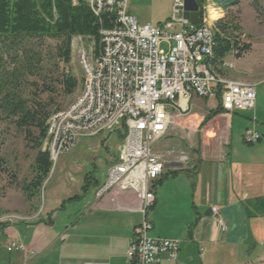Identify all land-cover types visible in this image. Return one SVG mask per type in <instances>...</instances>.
<instances>
[{"label":"crops","instance_id":"crops-1","mask_svg":"<svg viewBox=\"0 0 264 264\" xmlns=\"http://www.w3.org/2000/svg\"><path fill=\"white\" fill-rule=\"evenodd\" d=\"M134 1L133 8L160 2ZM161 2L164 9L150 13L149 23L154 25L143 24L147 22L143 18V25H139V15H133L130 6L129 13L139 26L158 27L170 18L172 8L171 0ZM223 64L231 66L221 70L222 75L229 73L228 79L255 85L254 106L231 115L220 110L204 126L203 152L194 163L175 165V170L167 168L154 184L155 203L147 214L152 225L148 235L179 241L176 261L161 257L157 264H264V70L243 64L234 71L232 63ZM205 101H191L189 113H203L196 117L195 127L212 111L205 107ZM246 131L256 133L259 140L246 144ZM112 135L117 136L82 138L60 157L57 171L49 174L41 187L42 207L34 199L27 201L19 189V213L31 219L0 226V264H127L125 253L141 222L139 202L128 193L95 198L103 183L96 180L94 169L100 159L107 168L116 156L105 145ZM88 176L98 187L83 194ZM211 208H216L226 225L225 233L220 232ZM11 241L34 254L7 252Z\"/></svg>","mask_w":264,"mask_h":264},{"label":"built area","instance_id":"built-area-1","mask_svg":"<svg viewBox=\"0 0 264 264\" xmlns=\"http://www.w3.org/2000/svg\"><path fill=\"white\" fill-rule=\"evenodd\" d=\"M87 2L97 17L104 12L112 14L114 25L100 31L97 56L93 48L78 50L82 87L74 102L47 122L50 160L56 161L71 151L82 138L122 136L95 198L128 193L139 202L141 222L128 244L127 264H157L161 257L175 262L179 241L149 237L152 225L147 214L155 203L154 184L167 168L183 167L187 158L181 153L176 158L178 162L168 163L155 150V144L165 137L174 117L189 114L193 99H216L220 110L228 115L250 111L255 102V85L230 80L213 70V27L203 19L198 25L184 19L183 0H172L170 18L158 27L139 26L129 13L130 0ZM162 43L167 44V52L159 49ZM243 139L252 145L259 136L246 131ZM168 154L176 153L171 150ZM211 213L220 232L225 233L227 227L218 218L216 208H211ZM22 220L10 216L0 222ZM6 250L34 254L15 241L9 242Z\"/></svg>","mask_w":264,"mask_h":264},{"label":"rangeland","instance_id":"rangeland-1","mask_svg":"<svg viewBox=\"0 0 264 264\" xmlns=\"http://www.w3.org/2000/svg\"><path fill=\"white\" fill-rule=\"evenodd\" d=\"M133 2L135 1L130 0V11L133 15H139V25L149 23L152 11L158 14L164 9L161 0L151 6L144 3L137 4L135 8H133ZM209 8L220 14V17L215 21L209 20ZM203 10L202 19L207 24L213 27L217 21L221 20L223 24L230 26V37L241 48L246 45L249 48L239 58H235L232 54L227 55L223 60L224 62L232 63L234 71L243 64L252 69L260 67L264 70V0H241L238 5L230 8L227 12L215 8L210 0L209 4L203 5ZM142 18L147 22L143 23ZM149 25H154V23L150 22ZM60 44V41L57 40L37 38H23L15 42L4 41L0 44V81L5 82V90L20 99L29 111L38 108L37 104H40L51 117L70 106L80 93L83 72L79 64L78 50L94 48V41L89 37H73L68 63H64L63 58L59 55ZM159 49L167 52L168 46L162 43ZM65 74L79 82L77 91L70 96L64 94L61 86V78ZM228 74V72H223L224 76H222L228 78ZM217 106L218 101L216 99L205 101V107L208 111L216 109ZM195 111L183 117H174V122L165 137L155 144V150L164 155L166 162H178L176 158L184 153L187 158V162L183 166L185 167L192 163L194 158L199 156V153L203 152L204 126L211 119L205 121L208 115L204 116L196 128L195 121H199L196 117H201L203 113ZM17 120L18 117L16 116L0 114V221L10 216L23 219V222L31 219L19 213L20 210L16 203L19 200L20 187L26 179L31 177V167L35 157V151L32 149L33 143L25 138V132L30 131L34 137L37 135V131L33 127L20 129L17 126ZM190 127L192 130H196L190 131ZM80 142L91 143L88 140ZM118 142L119 140L115 135L107 140L105 145L109 147L111 155L118 153L120 145ZM50 146L51 140L46 136L42 151H48ZM171 150H174L176 154L167 155ZM61 156L56 161L51 160L52 171L50 176L57 171ZM106 171V163L100 159L94 169L96 180L103 183ZM36 201L38 207H42L41 195L34 199V202ZM15 208L18 210L15 211ZM12 224L14 223L0 222V226Z\"/></svg>","mask_w":264,"mask_h":264},{"label":"trees","instance_id":"trees-1","mask_svg":"<svg viewBox=\"0 0 264 264\" xmlns=\"http://www.w3.org/2000/svg\"><path fill=\"white\" fill-rule=\"evenodd\" d=\"M88 0H0V44L4 41L15 42L23 38L52 39L60 41V57L64 63L69 62L71 40L73 37H89L94 41L93 54L97 56L100 50V31L113 27L114 17L110 13H102L95 16ZM241 0H211L215 8L227 12L238 5ZM199 5V24L202 23L204 14L202 3ZM213 48L211 66L213 70L222 76L224 58L233 53L237 58L246 52L248 46L240 47L230 37V26L217 21L213 26ZM222 66V67H221ZM5 82L0 81V114L18 117L17 126L21 128L33 127L37 131L32 136L26 131V139L33 143L35 151L31 177L24 181L20 187L27 201L36 199L44 181L48 178L52 163L48 151H42V145L47 136L46 121L50 117L43 106L29 111L20 99L9 94L5 90ZM61 86L65 95H73L79 86V82L66 74L61 78ZM220 109L208 113L205 121H209L220 113ZM119 139L122 136L118 137ZM98 185L92 177L85 178L82 193L97 188Z\"/></svg>","mask_w":264,"mask_h":264},{"label":"water","instance_id":"water-1","mask_svg":"<svg viewBox=\"0 0 264 264\" xmlns=\"http://www.w3.org/2000/svg\"><path fill=\"white\" fill-rule=\"evenodd\" d=\"M182 10L184 19L193 25L199 24V5L195 0H183Z\"/></svg>","mask_w":264,"mask_h":264},{"label":"bare ground","instance_id":"bare-ground-1","mask_svg":"<svg viewBox=\"0 0 264 264\" xmlns=\"http://www.w3.org/2000/svg\"><path fill=\"white\" fill-rule=\"evenodd\" d=\"M208 17L210 21H215L217 18L220 17L219 12L215 11L214 9H208Z\"/></svg>","mask_w":264,"mask_h":264}]
</instances>
